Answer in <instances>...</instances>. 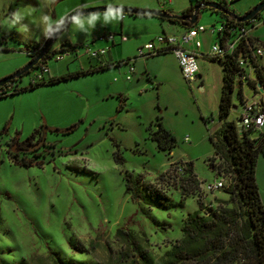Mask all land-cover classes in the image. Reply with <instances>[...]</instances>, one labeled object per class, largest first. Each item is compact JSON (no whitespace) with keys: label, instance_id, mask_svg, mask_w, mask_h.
<instances>
[{"label":"rangeland","instance_id":"374dc122","mask_svg":"<svg viewBox=\"0 0 264 264\" xmlns=\"http://www.w3.org/2000/svg\"><path fill=\"white\" fill-rule=\"evenodd\" d=\"M156 1L0 0V47H6L0 49V79L31 60L33 47H41L48 28L70 12L97 6L156 10L145 7ZM131 3L139 5H127ZM248 3L236 0L226 8L243 12ZM156 21L153 16L113 12L76 17L49 46L45 77L89 71L12 92L28 86L38 72L33 67L8 83L0 96V262L54 264L52 258L57 257L64 262L120 264L125 245L116 237L118 229L138 240L159 262L180 239L187 214L200 212L199 204L216 209L228 200L226 189H205L219 179L225 185L230 181L208 139L219 126L221 65L197 57L201 78L192 82L182 77L170 53L137 57L133 73L125 64L116 65L137 56L139 47L161 34ZM250 21L248 35L261 47L259 61L264 66L263 15ZM220 22L217 12L204 9L196 24L208 33ZM215 33L202 53L209 51ZM62 48L67 54L56 60ZM101 48L104 55L88 57L87 49ZM242 95L247 100L252 96L245 85ZM231 96L236 109L228 120L234 121L241 108L236 88ZM157 120L175 138L169 152L158 150L148 136ZM34 131L36 156L18 155L30 164L14 163L7 142L12 138L21 142ZM116 156L122 160L116 161ZM183 162H191L197 181L189 190L177 170ZM126 174L159 187L169 199L168 207L141 213L139 203L125 193ZM254 179L264 209L263 152L257 156Z\"/></svg>","mask_w":264,"mask_h":264},{"label":"trees","instance_id":"16d2710c","mask_svg":"<svg viewBox=\"0 0 264 264\" xmlns=\"http://www.w3.org/2000/svg\"><path fill=\"white\" fill-rule=\"evenodd\" d=\"M193 5H189L181 15L191 14ZM203 9L208 10L207 8L201 10ZM218 14L222 17V22H225L228 26L247 27L251 23L250 20L244 23H236L233 19L221 13ZM66 16L48 28L47 33L49 36ZM166 21L187 28L196 25V23L189 25L185 21ZM250 40L255 42L253 39ZM0 49L6 50V47H0ZM33 51L32 58L38 53V47H33ZM61 51L66 50L62 48ZM45 57H47V54L34 67L39 69L43 65ZM209 60L221 65L222 75L217 106L219 126L208 135V139L212 145L214 156L219 158L223 164V171L229 176L230 181L224 188L228 200L224 204L218 205L216 209L199 204L200 212L194 211L187 214L180 227V239L163 254L159 262L155 261L153 255L138 240L134 239L128 232L118 229L116 237L125 245L124 250L119 253L120 264H264V209L260 203L254 179L257 156L260 152L264 153V129L257 132H245L241 136L238 135L234 121L228 120L230 111L233 109L231 95L236 86L237 68L234 58L225 55L223 58H209ZM120 64H124V61L116 63L117 66ZM260 67L264 71V66ZM99 68L103 69L104 67L99 66ZM87 71L89 70L77 71L73 74L60 75L55 78L48 76L41 81L28 83L26 87H15L12 92L33 88L40 84H52ZM255 73L257 81L264 85V75L258 70ZM8 83L0 87V96L6 93ZM251 86H253V83H251ZM237 96H239L238 90ZM154 126V131H148L149 138L155 142L158 150L169 152L175 145L174 136L162 126L159 120L155 122ZM252 133H255V135H251ZM9 157L14 163L30 164L22 159L19 160L15 155H9ZM115 160L120 162L122 159L116 156ZM178 168H180V171ZM177 170L180 173L179 175L182 176L184 185L188 186V190L190 185L197 184L196 179L193 177L191 162H183L182 165L180 164L177 167ZM124 180L125 193L139 203L141 213H144L146 208L166 209L168 207V197L156 185L131 174H126ZM68 244L70 248H75L72 242ZM52 261L54 264H86L81 261L64 262L57 257H53ZM0 264L8 263L0 262ZM12 264L27 263L19 261Z\"/></svg>","mask_w":264,"mask_h":264},{"label":"built area","instance_id":"2783aa9c","mask_svg":"<svg viewBox=\"0 0 264 264\" xmlns=\"http://www.w3.org/2000/svg\"><path fill=\"white\" fill-rule=\"evenodd\" d=\"M196 1H213L225 8L232 2V0ZM259 13L263 15L264 19V7ZM205 31H207L205 27L195 25L179 34H158L152 40L139 47L137 49V56H134L130 60H125L124 64L128 66V71L133 73V62L137 57L147 58L154 55L170 53L174 57L182 77L187 82H192L198 74L197 57L209 59L223 58L225 55L233 56L237 68L235 88L238 90L239 96L237 97L241 105L237 119L234 120L236 131L239 136L245 132L262 131L264 129V85H261L257 81L255 73L258 70L264 75V71L260 67L263 65L259 61L262 55L261 47L252 40L249 41L252 38L248 35L247 27L237 25L228 26L225 22H222L216 30L211 26L208 32L211 35L216 32L215 40L207 53H200L197 51L200 47V41L197 39V35ZM110 38H112L111 35L108 36V39ZM120 41H125V37L120 36ZM188 45H192L193 48H188ZM104 52L105 50L102 48L98 50L87 49L88 57L104 55ZM65 54H67V51L62 52L61 55H56L55 59L59 60ZM46 73V66L41 65L38 72L29 79V83L41 81L43 78H46ZM129 79L130 76L127 75L126 80ZM251 83H253V86H251ZM243 85L247 86L252 93V96L248 100L242 95ZM234 107L236 109V106ZM178 170L180 171V168ZM225 186L224 181L219 179L212 185L207 184L205 189L207 191L223 190Z\"/></svg>","mask_w":264,"mask_h":264},{"label":"water","instance_id":"95a60500","mask_svg":"<svg viewBox=\"0 0 264 264\" xmlns=\"http://www.w3.org/2000/svg\"><path fill=\"white\" fill-rule=\"evenodd\" d=\"M264 7V0L259 1L256 5H254L251 9L239 15L233 11L228 10L224 6L220 5L217 2L213 1H195L193 5V10L189 15H181V14H170L162 10H149V9H139V8H131V7H122V6H97L90 7L86 9H77L72 11L69 15H67L64 20L54 29V31L50 34L45 44L39 49L38 53L29 60L24 66L14 71V73L3 77L0 79V87L10 82L13 79H16L28 72L31 68H33L37 62L44 56L47 49L51 45V43L55 40L57 35L70 23V21L76 17L90 14V13H99V12H113L120 13L132 16H153L164 20H177V21H185L189 25H194L196 23L197 15L202 8L212 9L218 13H221L227 16L230 19H233L236 23H244L251 20L257 13H259ZM235 108L234 105L232 107Z\"/></svg>","mask_w":264,"mask_h":264},{"label":"crops","instance_id":"0c3cea01","mask_svg":"<svg viewBox=\"0 0 264 264\" xmlns=\"http://www.w3.org/2000/svg\"><path fill=\"white\" fill-rule=\"evenodd\" d=\"M236 0H232L231 4H233ZM261 0H250V3H248V6L244 9L243 12H237L239 15L243 14L244 12L251 9L254 5H256ZM127 5H139V4H127ZM189 5H192L189 0H174V4H172L169 0L167 2L159 3L157 0L155 3L149 6L156 10H162L170 14H181L186 8L189 7ZM234 5V4H233ZM204 10V9H203ZM206 10V9H205ZM212 10V9H208ZM215 11V10H214ZM218 13V12H217ZM156 18V17H155ZM160 20V21H159ZM157 23H154L155 26L158 27V31L161 32V34H167L165 31H171L172 34H179L187 29V27L181 26L177 23L168 22L166 20L158 19L156 21ZM197 22V20H196ZM197 25V24H196ZM170 34V33H168ZM209 32L206 33H199L197 35V39L200 41V47L197 49L198 52L202 53V49L206 47V41L212 37ZM111 43H114V40H111ZM213 43V42H212ZM188 48H193L192 45H188ZM51 77V76H50ZM201 78V72L198 70V74L196 75V79Z\"/></svg>","mask_w":264,"mask_h":264},{"label":"flooded vegetation","instance_id":"af4514ba","mask_svg":"<svg viewBox=\"0 0 264 264\" xmlns=\"http://www.w3.org/2000/svg\"><path fill=\"white\" fill-rule=\"evenodd\" d=\"M49 34L47 33V36L43 42V44L41 45V47L45 44L46 40L48 39ZM38 47V50L41 48ZM48 51V49H47ZM47 51L45 54H47ZM44 54V55H45ZM37 134V131L28 136L27 138H25L23 141L19 142L18 139L12 138L11 140H9L7 142L8 145H11V147L9 148V155H15L18 157V155H26V154H32L36 156V151L39 149V145L34 146L32 139H34Z\"/></svg>","mask_w":264,"mask_h":264}]
</instances>
